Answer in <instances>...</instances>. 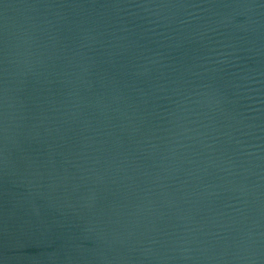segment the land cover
<instances>
[{"label": "water", "instance_id": "obj_1", "mask_svg": "<svg viewBox=\"0 0 264 264\" xmlns=\"http://www.w3.org/2000/svg\"><path fill=\"white\" fill-rule=\"evenodd\" d=\"M0 264H264V0H0Z\"/></svg>", "mask_w": 264, "mask_h": 264}]
</instances>
